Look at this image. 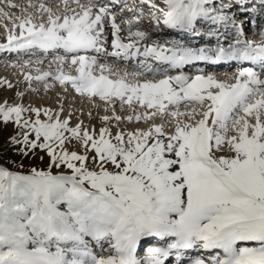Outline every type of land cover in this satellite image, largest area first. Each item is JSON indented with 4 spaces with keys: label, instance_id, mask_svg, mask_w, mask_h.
I'll use <instances>...</instances> for the list:
<instances>
[{
    "label": "snow or ice",
    "instance_id": "1",
    "mask_svg": "<svg viewBox=\"0 0 264 264\" xmlns=\"http://www.w3.org/2000/svg\"><path fill=\"white\" fill-rule=\"evenodd\" d=\"M0 3L21 12L13 17L0 7V16L13 20L0 51L64 53L55 56L54 73H27L26 81H44L47 87L52 78L113 106L111 116L100 117L105 126L97 132L83 121L70 126L71 115L61 119L63 108L53 113L0 103V122L17 129L10 143L21 145L25 156L39 148L50 161L47 170L32 168L27 174L0 165V264H167L170 259L184 264L189 252L196 254L188 264H264V42L245 38L244 23L229 14L238 6L255 27L257 19L264 20V0L230 5L162 0L163 7L140 0L129 9L135 16L147 4L155 23L170 29L196 32L197 25L206 26L217 43L198 47L159 42L141 47L149 34L140 20H117L114 6L123 10L125 0H63L62 11L32 0L27 6ZM229 24L236 36L224 45L219 29ZM91 52L123 60L143 57L142 71L114 73ZM233 61L253 65L238 71L233 82L165 70ZM66 65L75 74L65 72ZM144 71L162 78L141 81ZM117 103L132 114H116ZM182 105L199 107L181 112ZM157 118L161 123L147 129L113 133L108 126L113 120L119 126ZM73 140L82 153L67 148ZM53 168L69 171L54 174ZM150 240L157 243L139 255Z\"/></svg>",
    "mask_w": 264,
    "mask_h": 264
},
{
    "label": "rangeland",
    "instance_id": "2",
    "mask_svg": "<svg viewBox=\"0 0 264 264\" xmlns=\"http://www.w3.org/2000/svg\"><path fill=\"white\" fill-rule=\"evenodd\" d=\"M83 2H86V1L83 0ZM52 8L54 10H59L60 6L55 4V5H52ZM5 9L9 10V8H5ZM28 11H30V9H28ZM32 11H34V9H32L30 12H32ZM130 14H132V13H129L128 15H130ZM12 15H13V17H15V16L21 15V14H12ZM137 15H138V13H137ZM45 19H46V17H45ZM125 20H128V19H125ZM12 21L13 20H6V25L8 28L11 27ZM9 22H10V24H9ZM37 22H39V17H37ZM5 32H6V27H4V25H1L0 26V33L4 34ZM125 33H127V32L126 31L122 32V34H124V35H125ZM109 36L112 39L110 31H109ZM60 55H62V54H60ZM13 56H15V55H13V54H11V56L8 55V57L5 58L4 60H1L0 63L6 61V62H11V63L23 64L25 61H30L32 59V57H25L24 59H21V58H16ZM33 58H39V56L36 57V55H33ZM51 58H54V57L51 56ZM47 62H51V61L46 60L44 62L45 68L51 67V65L46 66ZM122 67L126 68L127 66L122 65L121 69H124ZM7 69L5 72H4V70L0 71V81L6 80L13 87L11 86L12 87L11 88L7 84L0 83V103L7 102L9 105L22 104L25 108H29V107L40 108V109L47 108V109H51L53 111V113L54 112L55 113L60 112L62 105L59 106V105L53 104V102L48 99V97H50L49 92H51V93L53 92V95L55 93L54 90H52V85H54L53 83H56L57 85L62 86V88H64L65 91L67 90V85H61L58 82L54 81L52 78H48L47 79V85H48L47 87H45L44 81H42V82L40 81L39 83H33L31 86V90H30V88H28L29 82L26 81L24 78H23V80L20 79L21 74H22L21 72L23 71L22 69L17 68V69H14L12 71V68H11V70L9 72L7 71ZM16 70L18 71V73ZM31 70L32 69H29V70L26 69L24 72L31 74ZM27 71H29V72H27ZM64 71L65 72H73V70L70 66H65ZM221 71H223V70L208 71L207 73L209 74L210 72H213V73L220 72L219 74H221ZM73 74H75V73L73 72ZM147 77H149V76H147ZM263 77H264V75H263ZM263 77L261 75V78H263ZM113 78H115V76H113ZM151 78H153V77H151ZM18 79H20V80L18 81ZM14 82H16V83H14ZM33 85H34V87H33ZM41 86L45 89H43ZM68 87H69V85H68ZM9 88H11V89H9ZM46 90H47V92H45ZM68 92L72 93V91H68ZM18 93H23V95L20 96V95H18ZM69 95L71 96V94H69ZM75 98H76V96H75ZM42 100H43V102H42ZM74 102L75 101H72V100L70 101L69 97L65 98L64 102H63L68 106L71 105L75 111L74 112V118H72V120H70V123H71L70 126H72V127H74L77 123L83 121V125L85 127L91 128L92 126H94L96 131L98 132L100 127L105 126L104 122L102 120H100V117H102V115L103 116L104 115L111 116L113 113V109L111 110V107L113 108V106L111 104L109 105L105 101L100 100L98 97L89 99L86 96L81 95V99H79L75 103ZM90 102L96 103L98 105H96V104H93V105L90 104L89 105ZM38 103H40L39 107H38ZM65 104L63 105L64 107L66 106ZM64 107H63V111L60 112L61 119L67 118V117H65V114H64V112H65ZM191 107H197L198 108L199 106L198 105H187V106L182 105L180 108V111L183 112L186 109H190ZM123 108L119 105V103H117L116 107H115L116 114L121 115V116H125V117L132 114V109L128 108L127 106H125ZM143 110L144 109H142V108H137V111H143ZM81 112H84V114L81 115L82 114ZM89 113H91V115H89ZM31 115H32V118L35 119V115L34 114H31ZM79 115H80V117H79ZM40 118L45 119V120L47 119V117H45L43 115V113L41 114ZM75 118L76 119L81 118V120L79 119L76 122ZM197 118H199V117H197ZM182 119H185V118L182 117ZM153 123H161V120L159 118H157L155 120H148V121H141V122L133 121L131 123H129L127 121H123L119 124V126H117V122L115 120H113L111 122V124L108 126L111 127L112 132L115 133L119 129H124L126 131H132L137 127L147 129ZM174 123H175V120L172 119L169 122V124L166 125V127L169 130H171V126ZM16 131H17V129L12 123L5 124L3 122H0V165L4 166V167H6L12 171H19V172L25 173V174H27L32 168L47 170L50 161H49V156L47 155V153L45 151L37 148L35 151H29L28 155L25 156V155L21 154V152L19 151V149L21 148V145H18V144L13 145L12 143H10V137L15 135ZM66 146L69 150H75V151H78L80 153L83 152V149L81 148L79 142H77V141L73 140L71 143L67 144ZM41 158H43V159H41ZM89 165L92 166L91 161H89ZM52 171L55 174V173L61 172V171L62 172H68L69 170L67 168H61V169L53 168Z\"/></svg>",
    "mask_w": 264,
    "mask_h": 264
},
{
    "label": "bare ground",
    "instance_id": "3",
    "mask_svg": "<svg viewBox=\"0 0 264 264\" xmlns=\"http://www.w3.org/2000/svg\"><path fill=\"white\" fill-rule=\"evenodd\" d=\"M129 1H132V3L134 4L133 5V7L132 8H134L137 4H139V2H140V0H125V2L127 3V2H129ZM13 2L14 3H16L17 5H20V6H27L28 5V3H29V0H13ZM32 2L33 3H40V2H43V3H46L47 5H49V6H51L52 7V5H55V4H57V5H59L60 6V8H59V10H62L63 9V0H32ZM0 7H2V8H4V10L5 11H7V12H9V13H11V14H21V12H20V8H15V9H13V8H10V7H8L7 6V4H5V3H0ZM5 8H9V10H6ZM131 8V9H132ZM144 8H150V7H146V6H143L142 7V11L141 12H138V15H140V14H146L145 13V11L143 10ZM30 9V11L32 10V8H29ZM148 9H146V11H147ZM29 11V12H30ZM129 13H131L129 10H125V11H123L122 12V14L120 15V17H119V19H121L122 17H125L126 19H129L128 17H127V15L129 14ZM137 15V16H138ZM137 18V17H136ZM148 20H147V23H150V16L148 15ZM6 20H11V19H5V18H3L2 16H0V26L1 25H4V27H6V29H11L12 27H13V21L11 22L12 24H11V27L10 28H8L7 27V25H6ZM140 20V24H142L143 26H144V24L141 22L142 20L141 19H139ZM9 24H10V22H9ZM109 30H111V28H110V26H106V28H105V31L106 32H108ZM111 34V33H110ZM6 36H7V31L4 33V34H1L0 33V43H6L7 42V40H6ZM108 44H107V46L108 47H111V44H110V38L108 37ZM261 41H259L258 43H260ZM40 49H38V48H33V49H31V50H28V51H23V50H21V52H19L18 51V53L19 54H21L20 56L19 55H17V54H13V55H15V56H18V57H21V59H24L25 57H32V59L29 61V64L28 65H25L24 63L23 64H18V63H11V62H2V63H0V71L2 70H4V72L6 71V69H7V71L9 72L10 70H11V68H12V71L14 70V69H17V68H19V69H22L23 71L21 72L22 74H21V77H20V79H22L23 80V78H24V76H25V74H27V73H25L24 71L26 70V69H32L31 70V75L32 76H36V75H39V74H41V73H43V72H55V70H56V68H57V64H56V62H55V60H54V58H51V56L50 55H47L44 59H42V58H33V55L35 54L34 52H38ZM6 50H4L3 52H5ZM11 54H12V52H10L9 53V56H11ZM1 56V55H0ZM104 57V56H103ZM5 59V58H4ZM7 60V59H6ZM46 60H50L51 62H47V64H46V66H48V65H51V67H48V68H45V66H44V62L46 61ZM38 61H42V63H38ZM101 63V62H100ZM129 65V64H128ZM67 66V65H66ZM132 67V66H131ZM135 67V66H134ZM244 67H246V66H244ZM113 68V67H112ZM122 68H124L125 69V67H122ZM133 68V67H132ZM18 69V70H19ZM121 69V68H120ZM134 69V68H133ZM242 68H239V69H233V70H231V69H225V71H223V72H221V74H219V75H215L214 73H212V74H214L216 77H217V79H228L229 80V82H233V80H234V77H235V75H236V73L238 72V71H240ZM37 70H39V71H37ZM17 71V70H16ZM20 72V71H19ZM27 72H29V71H27ZM113 72L114 73H116L114 70H113ZM17 73H18V71H17ZM220 73V72H219ZM262 75H264V74H262ZM160 77H162V76H154L153 78H149L148 80H158V79H160ZM19 78V77H18ZM20 79H18V81L20 80ZM25 79V78H24ZM142 80L143 79H145V78H141ZM262 79H264V77L262 78ZM16 80V79H15ZM13 82V81H12ZM40 81H36V80H32L31 82H29L30 84H31V86H32V84L33 83H39ZM42 82V81H41ZM14 83H16V82H14ZM54 85H52V90H54V95H53V92L51 93V92H49V95H50V97H48V99L50 100V101H52L53 102V104H55V105H62V108L64 107L63 105L65 104V103H63L64 102V99L65 98H67V97H69L70 98V101L72 100V101H75V102H77L79 99H81V95L80 94H78L76 91H74V89L73 88H71L70 90H66L65 91V89L64 88H62V86H59V85H57L56 83H53ZM14 85V84H13ZM44 85H45V83H44ZM25 86V85H24ZM40 86V85H39ZM13 87V86H12ZM11 87V88H12ZM33 87H34V85H33ZM42 87V86H41ZM11 88H9V89H11ZM27 88V87H26ZM29 88V87H28ZM43 88V87H42ZM51 88V87H50ZM15 89V88H14ZM43 89H45V88H43ZM40 91V90H39ZM51 91V90H50ZM68 91H72V93H70V92H68ZM44 92V91H43ZM45 92H47V90L45 91ZM71 94V96L69 95V94ZM78 94V95H77ZM21 96V95H20ZM75 96H76V98H75ZM79 96V97H78ZM42 102H43V100H42ZM74 102V103H75ZM81 103V102H80ZM93 105V104H96V103H93V102H90L89 103V105ZM66 105V104H65ZM78 105V104H77ZM96 105H98V104H96ZM95 105V106H96ZM110 105V104H109ZM40 106V103H38V107ZM75 106V105H74ZM108 107V106H107ZM116 107V106H115ZM56 109V108H55ZM64 109H65V112H64V114H65V117H69V115H71V120H72V118H74V109L72 108V106L71 105H66L65 107H64ZM113 108L111 107V110H112ZM124 109V108H123ZM86 111V110H85ZM78 112V111H77ZM55 113V112H54ZM82 114L81 115H83L84 114V112H81ZM68 115V116H67ZM64 116V115H63ZM76 116V115H75ZM95 116V115H94ZM103 116V115H102ZM79 117H80V115H79ZM81 120V118H75V121L77 122L78 120ZM75 123V122H74ZM71 124V123H70ZM73 124V123H72ZM76 124V123H75ZM135 124V123H134Z\"/></svg>",
    "mask_w": 264,
    "mask_h": 264
}]
</instances>
